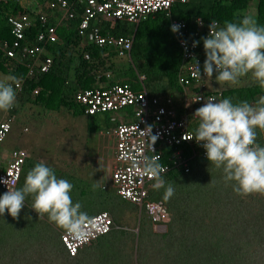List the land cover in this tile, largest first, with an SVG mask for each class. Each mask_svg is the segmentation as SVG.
<instances>
[{"label":"clouds","instance_id":"9594fccd","mask_svg":"<svg viewBox=\"0 0 264 264\" xmlns=\"http://www.w3.org/2000/svg\"><path fill=\"white\" fill-rule=\"evenodd\" d=\"M25 1L0 0V11L8 14L7 21L11 26L8 37L0 36V61L5 63L8 71L17 72L19 66L26 69L25 75L19 79L0 69V216L8 214L18 218L25 205L30 212L28 219L41 218L34 222L38 230L42 231L40 239L46 242V237H51V242H59V255L63 262L77 260L88 247L96 246L111 234L119 236L117 231L124 233L128 230L113 218L109 210H101L88 217L77 202L80 198L71 196L73 185L66 179L58 178L55 174L58 172L56 165L54 170L47 166L43 155L37 159L34 141L23 137L28 132L25 124L34 122L46 144L53 139V129L60 127L58 124L66 120L62 119L65 115L48 113L46 104L36 103L35 98L42 92L40 86L32 91L29 103L20 99V93L28 81L38 79L37 75L50 73L53 59L47 56L48 49L60 42L59 29L69 30L75 21L78 22L76 35L79 40L76 45H72L71 74L79 72L77 80L88 78L97 83L94 87L79 89L74 102L83 110L82 117L87 124L88 117L98 116L99 123L106 125L107 135L112 139L109 148L114 153L109 162V184L103 178L98 182L97 189H93L95 185L90 188L81 184L87 200L95 198L98 205L103 203L106 208L111 199L123 200L136 207L139 215L144 214L154 227L169 230L171 217L168 208L162 201L151 199L150 191L153 187L157 190L164 187L163 177L169 174L190 173L194 162L199 160L222 169L225 183L234 182L236 194H264V26L254 19L257 10L253 14L248 13L254 1L250 2L248 11L239 22L225 21L223 26L218 20L207 21L198 17L192 31L185 22L172 18L173 8L187 4L189 0H169L156 8L147 0H137L135 6L139 8V15L133 20L122 6L129 3L125 0H94L95 3L92 0ZM16 3L19 8L15 12ZM159 13L166 14L170 30L176 34L181 56L175 84L171 85L164 79L150 86L147 75L140 72L139 65L144 61L142 58L135 61L133 47L138 28ZM118 23L126 26L125 34L112 33ZM35 28L36 34L28 36L27 32ZM92 48L98 49L96 54ZM114 58L126 61L129 68L123 67L125 70L117 71L112 77L110 73L106 77L93 75L97 64L108 63L113 68ZM130 69L134 72L132 76H123L122 72L129 73ZM134 75L133 81L121 83L132 79ZM67 82L72 85L70 81ZM111 82L116 83L109 85ZM219 84H225L226 87H215ZM251 84L263 89V96L258 101L248 102L225 96L230 90L244 89L251 87ZM91 94L100 95L103 99L111 98L114 104L109 108L94 107V102L91 103L89 99ZM77 118L80 117H67L68 123L77 121ZM181 121L187 122L186 132L192 136L191 139L184 140L180 130L171 136L167 135L171 141L157 138L151 134V127H148L166 129L167 125ZM193 123L199 124L193 127ZM123 125L140 126L137 132H127L130 145L136 146L137 141L146 134L152 150L153 145L156 146V151L148 152L141 164L124 163L126 167L140 169L143 174L147 197L142 204L127 194L124 196L121 183L117 181L122 166L117 144L120 139L119 127ZM51 126L53 129L45 130ZM98 130V126H89L91 134ZM201 142L203 146H200ZM55 143L58 144L56 139ZM184 143L190 146L189 156L184 155ZM45 146L55 152L54 156H61L56 146ZM195 151L198 155L192 158ZM205 152L207 157H204ZM84 153H76V157L83 161L84 169L92 167L88 165L90 160L92 164L94 160L97 162L94 168L96 172L107 169L108 163L101 162L103 158L100 154L89 158ZM74 155L58 158H71L66 160L72 161ZM89 191L96 192V197ZM173 195L174 188L168 185L164 198L170 199ZM27 197L29 202L25 201ZM150 203L162 206L165 217L159 211H149L147 205ZM127 209L122 208L124 213ZM102 213L112 220L110 230L89 242L79 241L89 235L91 219ZM42 215H45L44 218ZM14 220L16 223L17 219ZM0 221L7 222L6 219ZM36 234L29 230L25 233L23 241L26 247L33 248ZM29 241L31 243L28 245ZM102 261H106V258L94 264ZM133 264H139L138 259Z\"/></svg>","mask_w":264,"mask_h":264},{"label":"trees","instance_id":"16d2710c","mask_svg":"<svg viewBox=\"0 0 264 264\" xmlns=\"http://www.w3.org/2000/svg\"><path fill=\"white\" fill-rule=\"evenodd\" d=\"M253 1L257 4V14L254 19L259 25L264 26V0H233L231 2L189 0L187 4L176 5L173 8L172 18L185 22L190 31L194 30L195 20L198 17L207 21L218 20L224 26L225 21L239 22L248 11L250 2ZM40 2L43 3L45 0H40ZM16 5L15 12L19 8V4L16 3ZM7 19L8 14L0 11V36L2 37L10 35L11 26ZM38 23L39 20L36 21V24ZM77 26L78 22L75 21L71 23L69 30L59 29L60 42L51 45L48 49L47 56L53 59L52 70L49 74L37 75V80L28 81L29 83L20 93V99L29 103L32 91L36 86H40L42 92L40 91L35 98L36 103L46 104V111L56 112L61 116L65 115L62 119L84 116L81 107L74 102V96L79 89L94 87L97 83L94 79L88 78L77 80L79 72H76L75 75L71 74L73 70L71 54L74 52L72 45H76L79 40L76 35ZM36 31L37 28L31 29L27 32L28 36H34ZM126 31V26L118 23L112 33L123 35ZM97 50L93 49L92 52L96 54ZM204 50L203 47L202 51ZM180 56L176 34L170 30L166 14H156L138 28L133 57L136 62L141 58L144 61L139 65L140 72L147 75L150 86L156 85L164 79H167V83L169 82L171 85L175 84ZM0 69L17 79L26 73V69L22 66L18 67L17 72L8 71L2 61H0ZM131 71L132 69L129 70V72ZM132 73L134 72L132 71ZM122 74L128 77L129 73L124 71ZM134 79L135 75L132 79L124 80L121 83H128ZM67 81H70L72 85ZM115 83L111 82L109 85ZM261 94H263V89L251 84V87L230 90L225 96H234L236 99L249 102L251 100L258 101V96ZM97 117L87 118L90 128L97 126L96 124L99 122ZM198 124L193 123V127H197ZM183 148L184 155L189 156L190 146L184 143ZM199 161L194 162L195 165H192L190 173L169 174L163 177L164 187L159 190L153 187L150 191V198L162 201L168 208L171 217L168 234L162 236L168 244L146 243L147 238L150 239L152 234L149 231H144L147 238L143 236L142 240L147 249L153 250L151 258H163V263L158 258H154L153 263L264 264V199L254 198V193L250 195L236 194L233 190L234 182L225 183L222 169ZM209 169L222 172L223 177L214 178L215 174ZM211 177H213L212 180H209ZM168 185L174 188V195L170 199H165L164 194ZM28 197L26 202L30 201ZM107 205V210L113 214L116 220H119L123 207L133 206L123 200L118 201V199H111ZM228 206L229 209H227ZM129 210H133V208L126 211ZM29 215L30 212L25 205L18 218L9 215L11 219H17V222L12 225L7 223L3 229L5 235H0V264H88V262L82 263V260L79 262L61 261L59 242H51V237H46V240L49 246L53 245L52 247L41 250L42 254L34 252L27 254L23 245L25 233L28 230L36 232L35 241L40 239L42 234V231L38 230L37 225L34 224L35 219H28ZM32 217L35 218L33 215ZM4 223L0 221V228ZM144 228L141 227L140 231L142 232ZM175 228L177 232L176 230L174 232ZM8 229L14 232L7 233ZM117 233L122 232L117 231ZM102 241L107 242L104 239L100 240L96 246L94 245L95 249L101 246L100 242ZM30 243L29 241L28 245ZM93 251L92 249L88 252L86 250L84 254L88 257L93 255ZM121 258L112 255L106 258V261L97 264H119ZM145 258H147L146 255H140L139 264L144 262ZM121 264H130V262L123 261Z\"/></svg>","mask_w":264,"mask_h":264},{"label":"rangeland","instance_id":"374dc122","mask_svg":"<svg viewBox=\"0 0 264 264\" xmlns=\"http://www.w3.org/2000/svg\"><path fill=\"white\" fill-rule=\"evenodd\" d=\"M256 6H257L256 2L252 3L248 13L251 14L255 13ZM112 65L113 68H111L108 63L107 65L97 64L93 70V75L99 77H106V75L110 73L112 77L114 74H116L117 71H122L125 70V68L127 69L129 68V65L127 64L126 61L121 62L119 59H115V58L113 59ZM129 76L130 77L132 76V72H129ZM240 80H242V78H240ZM246 83L247 82H245V84ZM215 87L224 89L226 85L219 84L216 85ZM262 96L263 95H260L258 96V98L260 99ZM64 119L66 120H62V123L58 124L60 125V127L57 126L55 127V129H53V127L51 126L45 129L46 131H50L51 129H53V131L51 132V134L53 135L51 137H53V139L47 141L46 144L42 141L39 127L34 122L25 124L27 125L28 132L24 134L23 137L25 139H32L34 141V152H35V157L37 159L40 158V155H43L42 157L46 159L47 166L51 167L54 170V166L56 165L55 168L58 170V172L55 173L56 176L58 178H63L68 180L73 185V191L71 193V196L81 198L82 195H84L81 189L83 186L81 184L90 188H93V185H95L96 187L93 189H97L98 182L100 181L101 178H103L104 182H107V184H109L108 178L110 177V170H111V166L109 162L112 159L111 155L113 156L114 154L113 150L109 148V146H112V139L108 137L106 131V125L103 123L97 122V126L99 127V130L96 133L91 134L89 132V124H87L86 121H84V117L77 118V121L69 122V123H68L69 119H67V117H65ZM22 129H24V126H22ZM55 139L56 141H58V144L55 143ZM45 145L56 146L57 152L61 154V156H54L55 152L50 151L49 148L46 147ZM84 149H86V152ZM79 152L82 154L85 152L84 153L85 157H89V158L100 154L101 157L103 158L101 162L105 164L108 163L107 169H104L103 171L99 170L98 172H96V169L94 168L96 167L95 165H97V162L95 160H94V164H92V160L89 161L88 165L89 166L92 165L90 169H84L83 161L81 162V159L76 157V153L78 155ZM69 154H75L73 156L75 158H73L72 161L66 160L71 158H66V159L58 158V157H64L63 155H66L68 157ZM58 161H62V162H58ZM64 164L67 165L65 166ZM205 164L208 165L207 163ZM30 168H33V166H30ZM209 170L215 174L214 178L223 177L222 172L213 169H209ZM212 178L213 177H211L209 180H212ZM90 192L91 191H89L88 193ZM91 194L94 197H96L97 195L96 192H91ZM253 195H255L253 196L254 198L264 199V194L254 193ZM101 205H103V203ZM130 208H133V210H129L126 213L124 212L121 213L120 217L118 218L121 220H116L114 216L111 214L118 223H120L123 227L128 228L127 231H124V233H118L117 235L119 236H116L115 234L114 235L111 234V236L104 238V240H107V242L106 243L103 241L100 242L101 246L96 247L95 250H94L95 248L94 245L85 249L88 252L91 251L92 248V250L95 251V252L93 251V255L86 257L87 255L80 254L77 260L73 259L70 260V262H74V261L79 262V260L82 259V263L88 262V264H94L97 261L115 255L118 257H122L119 261V264H121L123 261H128L130 262V264H133L134 261L137 262V259L140 258V255H146L147 258H145V261L140 264L143 263L154 264L153 263L154 258H158L160 262L163 263L162 257L151 258L152 257L151 255L153 254V250L147 249L142 239H144L143 236L147 238V235L146 234L144 235V231L146 230L152 234L150 239L147 238L146 243L156 242L157 244L159 242L160 244L158 243V245H166L168 243L165 242L166 239L163 238L162 236L168 234L167 231L168 228L158 229L154 227L144 214L142 216L139 215L136 207L131 206L128 209ZM227 209H229V206ZM44 216L45 215H42L43 218ZM0 219H6V221L7 219H9L0 228V235H5V231H3V229L7 226V223L11 225L14 224L15 220L14 219L10 220L11 218L8 214L5 216H0ZM35 219H41V218H35ZM9 227L11 226L9 225ZM141 227H145L142 232L140 231ZM176 228L174 229V232L175 230L177 232ZM12 232L14 231H11L10 229L7 230V233L12 234ZM108 242L111 243V246H109ZM23 245L27 251V254H31L32 250L36 254L41 253V250L45 249L46 246L47 247L53 246V245L49 246L48 241L45 242L44 239H38L34 241L32 246L33 248L26 247L25 241H23Z\"/></svg>","mask_w":264,"mask_h":264},{"label":"built area","instance_id":"2783aa9c","mask_svg":"<svg viewBox=\"0 0 264 264\" xmlns=\"http://www.w3.org/2000/svg\"><path fill=\"white\" fill-rule=\"evenodd\" d=\"M126 2H129L127 4H122V6L126 9L127 14L129 15L130 19L133 20V18L137 17L139 13L137 12L139 8H136L135 2L137 0H125ZM149 4H152L154 8L156 6H161L165 3H167L169 0H147ZM92 3H95L94 0L91 1ZM92 98V100H91ZM90 102H94V107L102 106L103 108H109L113 106L114 102L110 98H101L100 95H93L91 94ZM172 114V112H171ZM148 127H151V134L153 136H156L157 138H166L167 140L171 139L168 136H171L176 132L177 130L181 131L182 138L184 140L191 139V135H189L186 132L187 128V122L181 121V122H174L172 125H167L166 129L162 127H153L151 125H148ZM120 139L117 144V152L119 154V161L121 162L122 166L120 168V172L118 174L117 181L121 183L122 189L121 193L131 196L132 199L136 200L138 204H142L144 202V199L147 197V191L144 189L145 179L143 177V174L140 169H135L131 166L126 167L124 163L131 164V165H139L143 162L144 157H147L148 152L154 153L156 151V146L153 145V150L151 147V144L146 137H148L146 134L143 139H140L137 141L136 146L130 145L128 142V136L127 132H137L140 129L139 125L136 126H128L123 125L120 126ZM168 135V136H167ZM174 139H177L173 137ZM146 139V140H145ZM200 146H203V143H200ZM198 154L195 151L192 155V158L196 157ZM159 156V155H158ZM204 157L206 156V152L204 154ZM9 183H11L10 180H8ZM147 208L151 212L159 211L161 213V216L164 218V209L160 205H154L152 203L147 205ZM92 223L88 227L89 235L83 239L79 240L81 242H89L93 239H95L98 235L105 233L110 230V227L112 226V220L109 218V216L106 213H102L98 215L97 217H94L91 219Z\"/></svg>","mask_w":264,"mask_h":264},{"label":"crops","instance_id":"0c3cea01","mask_svg":"<svg viewBox=\"0 0 264 264\" xmlns=\"http://www.w3.org/2000/svg\"><path fill=\"white\" fill-rule=\"evenodd\" d=\"M30 2H36L37 0H29ZM26 1L24 0V3ZM34 201V199H33ZM82 205V211L86 212L88 217L94 215L95 213H98L101 210H107V208L103 205H98L95 198L92 200H87L84 195L77 201Z\"/></svg>","mask_w":264,"mask_h":264}]
</instances>
